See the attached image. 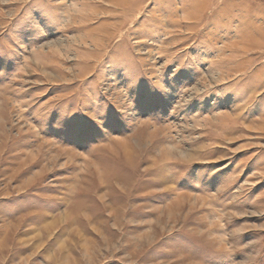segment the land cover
<instances>
[{
	"label": "rangeland",
	"instance_id": "rangeland-1",
	"mask_svg": "<svg viewBox=\"0 0 264 264\" xmlns=\"http://www.w3.org/2000/svg\"><path fill=\"white\" fill-rule=\"evenodd\" d=\"M0 264H264V0H0Z\"/></svg>",
	"mask_w": 264,
	"mask_h": 264
}]
</instances>
